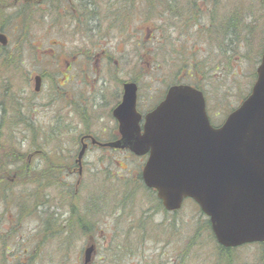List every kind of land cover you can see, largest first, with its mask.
<instances>
[{"label": "rangeland", "instance_id": "374dc122", "mask_svg": "<svg viewBox=\"0 0 264 264\" xmlns=\"http://www.w3.org/2000/svg\"><path fill=\"white\" fill-rule=\"evenodd\" d=\"M192 1L66 0L65 9L64 0H0V264H83L89 245V264H264V243L223 251L191 199L166 212L142 182L145 158L90 149L81 174L70 173L82 132L116 135L110 109L124 82H137L141 109L171 84H195L215 126L249 94L264 45L260 0H216L212 12L207 0L188 17ZM75 17H88L85 26ZM88 39L105 54L96 58ZM67 62L74 97L57 108Z\"/></svg>", "mask_w": 264, "mask_h": 264}, {"label": "water", "instance_id": "95a60500", "mask_svg": "<svg viewBox=\"0 0 264 264\" xmlns=\"http://www.w3.org/2000/svg\"><path fill=\"white\" fill-rule=\"evenodd\" d=\"M0 43L6 36L0 33ZM41 77L34 76L39 91ZM136 84L125 82L113 116L120 138L107 142L148 157L141 176L156 190L167 211L193 199L209 217L217 243L225 248L264 241V46L249 94L218 127L209 123L203 93L190 85H173L144 116L135 110ZM85 146L77 155L81 161ZM93 245L84 249L89 264Z\"/></svg>", "mask_w": 264, "mask_h": 264}, {"label": "flooded vegetation", "instance_id": "af4514ba", "mask_svg": "<svg viewBox=\"0 0 264 264\" xmlns=\"http://www.w3.org/2000/svg\"><path fill=\"white\" fill-rule=\"evenodd\" d=\"M64 4L67 5L66 0H64ZM75 18L78 20V22H81V23L83 22V26H85L84 20L86 22V20L88 19V17H75ZM75 22H76V20H75ZM77 23L74 24V25L78 29ZM84 31H86V30H84ZM77 32H78V30H77ZM86 44L87 45L85 46V48H89L90 51H91V48L93 47V51L95 52V57L96 58L102 56L103 54H105V51H104L105 44L104 43H102V45L100 46L97 42L93 41L92 39H88L86 41ZM96 45H98V46H96ZM73 58H75V56H73ZM75 61H76V59H75ZM73 63H76V62H73ZM88 65H89V63H88ZM65 66H66L65 71L67 73L66 75L62 71L57 70V72L60 73V76H61V77H56L57 84H56V88H55L56 89L55 99H58V100L55 102V104H56V107L57 108H58L57 102L59 100H63L64 103H65L67 101H71V98L74 97V93L70 89L74 85V82L73 81L75 80L74 79V73L73 74L71 73L73 66H72V63H69V62H67L65 64ZM80 71H82L83 77H80L79 79H81V78H83V79L80 80L79 82L81 84H83L84 86L87 87L86 82L84 81V77H85L84 74H86V72H84L85 71V68L82 67L80 69ZM87 77H88V75H87ZM87 83L89 84L90 82L88 81ZM135 83L137 85L136 110L139 113H141L142 114V117H143L147 112L151 111L164 98L165 93H164V95L161 97V99L157 103L151 105L150 107L147 105L145 108L141 109L139 107V102L140 101L138 99V89H139V87H138L137 82H135ZM123 84L124 83H122V91H121L120 100L118 102H116L115 105L112 106L111 109H110V113H111V116L112 117H113V111H114V109L121 102L122 95H123ZM41 86H42V76H41ZM70 96H71V98H70ZM73 100L74 99H72V102H73ZM79 106L82 107V105H79ZM66 107H68V106H66ZM90 110L93 111L94 109H90ZM80 111H81V113H83L85 115H86V113H89L88 112V108L86 106H83ZM115 122H116V120H115ZM115 130H116L115 131V134H116L115 136H113L112 138H104V139H101V137H99L98 135L92 133L91 131L82 132V134L80 136H78V139H77V145L79 146V150L82 147L85 146V152L88 151V150H90V149H94V150L98 151V153H97L98 156H100V154H102V153H105L106 151H111L113 153L114 152L123 151L122 149H116V148H112V147H109V146L106 145L107 142L115 141V140H117L119 138V132H118L119 131V127H118V123L117 122H116V129ZM104 131H105V128L102 129V133ZM74 163H75V159H74ZM71 172H74V173L77 172V174L80 175L81 174V162L77 164V167H73L72 170L70 171V173Z\"/></svg>", "mask_w": 264, "mask_h": 264}, {"label": "trees", "instance_id": "16d2710c", "mask_svg": "<svg viewBox=\"0 0 264 264\" xmlns=\"http://www.w3.org/2000/svg\"><path fill=\"white\" fill-rule=\"evenodd\" d=\"M150 1V3H151V6L150 7H152V5H155V4H157V1L158 2H160V0H149ZM171 1L172 0H164V2H166L168 5H171L172 3H171ZM198 0H193L192 1V5L196 8L195 9V11H188L186 14L188 15V17H198V16H200V15H202V13H203V9H202V7H200V5H203V4H205L206 6H207V4H206V1L207 0H200L199 1V3L197 2ZM209 2H210V5L208 6V8H210V10H209V12H212V8L210 7L212 4H213V6H214V3L216 2V0H209ZM260 2H261V4H262V7L260 8V9H262V11H264V0H260ZM65 5V4H64ZM186 6H189L190 7V4L188 3ZM149 7V8H150ZM65 9H67V5H65ZM186 9H188V7L186 8ZM168 10L169 9H167L166 7H164V9H163V13H161L159 16L160 17H167V16H169V14H168ZM170 11H171V14L172 15H174L175 14V12L176 11H178V10H174V9H170ZM193 13V14H192ZM198 15V16H197ZM174 16H176V15H174ZM232 17H234V16H232ZM253 18H255V17H252V19ZM241 18H239V17H236L235 16V21H233V22H231L230 24H229V26H235V27H233V28H236V30H238V28H239V20H240ZM251 19V20H252ZM248 24H246V26H247ZM185 58H186V56H185ZM185 61V64H184V73H183V78H186V79H191L192 78V75H193V66H192V64H190L189 62H188V59L187 60H184ZM195 85V84H194ZM0 193H1V189H0ZM208 222V221H207ZM207 222H205V224L208 226V224H209V222H208V224H207ZM209 229H210V226H209ZM221 247V246H220ZM221 249L223 250V251H226V250H228L227 248H223V247H221Z\"/></svg>", "mask_w": 264, "mask_h": 264}]
</instances>
